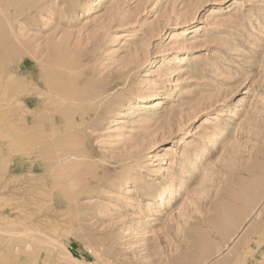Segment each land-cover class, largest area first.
I'll return each instance as SVG.
<instances>
[{
	"label": "rangeland",
	"instance_id": "1",
	"mask_svg": "<svg viewBox=\"0 0 264 264\" xmlns=\"http://www.w3.org/2000/svg\"><path fill=\"white\" fill-rule=\"evenodd\" d=\"M60 1L50 0L28 24L13 21L30 47L60 49L53 53L72 69L51 63L41 75L82 95L129 79L96 109L98 119L95 111L85 117L95 109L88 101L67 111L61 107L69 101L34 102L47 113L42 123L56 122L54 136L40 132L41 114L34 121L42 142L22 136L23 91L1 96L3 72L23 76L0 0V264H232L242 239L253 236H262L261 254L244 264L261 263L264 0ZM8 36L17 54L6 59ZM81 118L86 125L76 128Z\"/></svg>",
	"mask_w": 264,
	"mask_h": 264
},
{
	"label": "bare ground",
	"instance_id": "2",
	"mask_svg": "<svg viewBox=\"0 0 264 264\" xmlns=\"http://www.w3.org/2000/svg\"><path fill=\"white\" fill-rule=\"evenodd\" d=\"M50 0H5V5H4V16H5V18H6V20H7V22H8V24H9V26H8V28H9V30H10V28H11V30H12V34H13V36H14V38H15V41H16V43H15V46H16V48H21V49H19L20 50V52L18 51V53L19 54H15L14 52H17L16 50L13 52V40H11L10 39V36H8L7 37V39H6V43H5V48L3 49V54H4V56H5V58L7 59V57H10L12 54H15L16 55V59L19 61L18 63H17V67L19 68V76H23V77H21V79H18V80H15V75L14 74H16V73H14V70L13 69H11L10 70V67H9V69H3L5 72H3L4 73V75H3V77H2V83H4V85L6 86V89H3L1 92H3L4 93V95H1V96H5V99H7L6 98V96H13V99L16 97L15 95H13L12 94V92H11V90L10 89H12V88H15V89H18V90H21V91H23L22 92V95H20V96H22V97H20V98H18V100L22 103V105H23V113H20V120L22 121V122H20V124H19V128H20V131H21V135L22 136H27L26 138H30V140H32V141H37V137L39 138V134H38V132L39 131H37L36 130V128H38L39 126V124L37 125V123L38 122H36L37 120V118L38 117H40L41 115H42V113H40L38 110H37V108L39 107V106H36V107H31V105L34 103V102H37V104H40V105H44L43 103H45L46 101L47 102H49L50 101V103H51V105L53 104V102L54 103H56V104H59V105H57V106H61V103H64L65 101H69V103H68V105H65V107H61L63 110H66L67 111V109H74L75 108V106H77L76 104H77V102H80V101H88V102H90V103H92L93 104V107L95 108V109H93V111H89L87 114H86V116L85 117H87V118H89V117H91L92 115H93V112L95 111H97L96 109L98 108V107H100V106H102V105H105L106 103H107V101H106V99L108 100V97L110 96V91H112L113 89L114 90H116L115 88H117V87H119V86H122L123 87V84H125V81H127L129 78L128 77H126V80H124V79H122V76L120 77L119 76V78H113V80H111V82H108V84H106V86H105V88L103 89V91H101V92H97L96 94H89V93H85L86 95H88V96H86V95H82V93H75V94H73V92H70L69 90H68V86H70V85H68V83L67 82H60L59 80L60 79H58L56 76H54V75H50L49 76V78H47L48 76L46 75V74H44V75H46V76H42L41 75V71H39L40 69L41 70H43V68H44V66H46V64H51V63H56V64H59V65H63L64 64V66H67V65H65L67 62V59L66 58H64V57H60V56H58V54H59V52H61V51H59L60 49H54L53 50V48H50V46L48 47H46V46H43V47H41V49H39L38 50V48L36 47V48H33V47H30V45L29 44H27V40L28 39H24V32L25 31H23V33L21 32V29H20V31H19V26H16L15 24H14V22H17L18 23V21H20V22H22V23H24V24H28V22L30 21H34V20H36L37 19V17H39L38 16V14L39 13H41V12H43L44 10H45V6L47 7V4H48V2H49ZM52 2H53V0H51ZM60 1V0H59ZM70 1V0H69ZM73 1V0H72ZM80 1V0H79ZM82 1H84V0H82ZM61 3L62 2H65V0H61L60 1ZM74 2H75V0H74ZM49 3H51V2H49ZM86 3V2H85ZM76 4V3H75ZM81 4H82V2H81ZM80 4V5H81ZM88 4V3H87ZM84 7V6H83ZM60 8V7H59ZM49 9V8H48ZM70 10H71V8H70ZM70 10H68V11H70ZM73 11V13H76L75 12V10H76V8H73L72 9ZM58 11V10H57ZM62 12V11H61ZM63 12H65V10L63 11ZM57 13V12H56ZM67 13V12H66ZM70 13V12H69ZM73 13H72V15H73ZM61 14V16H59V17H62V16H67L68 17V14H65V15H63L62 13H60ZM70 15V14H69ZM70 17V16H69ZM68 17V18H69ZM40 18V17H39ZM63 19V18H62ZM66 19V18H65ZM14 21V22H13ZM15 25V26H14ZM21 26V25H20ZM31 26V25H30ZM22 27V26H21ZM7 31H8V29H7ZM7 34H8V32H7ZM11 38H12V36H11ZM32 38V37H31ZM68 38V37H67ZM59 43V42H58ZM72 44V43H71ZM70 47V46H69ZM79 48V47H78ZM45 49H48V50H51V52H48L44 57H43V52L42 51H44ZM59 52H58V51ZM53 52H57L56 54H54ZM63 52V51H62ZM68 53V52H67ZM14 55V56H15ZM14 56L12 57V59H15L14 58ZM17 56H19V57H17ZM41 58V59H40ZM70 58V57H69ZM9 59V58H8ZM12 59H11V61H12ZM16 59H15V61H16ZM71 59V58H70ZM10 60V59H9ZM39 60H41L40 62H38ZM72 62V61H71ZM77 62V61H76ZM10 63L11 62H9V66H10ZM32 64V66H31V71H33V72H29V75L27 76V77H24V75L26 76V74H27V70H28V67L30 66ZM70 64V63H69ZM52 65V64H51ZM73 66V65H72ZM76 66V65H75ZM77 67V66H76ZM68 70H72V69H70L68 66L66 67ZM80 69H81V67H80ZM54 70H56V69H54ZM59 72H62V71H60L59 70ZM65 72V71H64ZM72 72V71H71ZM40 73V74H39ZM46 73H49V72H46ZM63 73V72H62ZM67 73V72H66ZM72 74V73H71ZM81 75V74H80ZM84 75V74H83ZM73 76V75H72ZM126 76V75H125ZM29 77L31 78V79H29ZM76 78V77H75ZM85 78V77H84ZM128 78V79H127ZM0 80V81H1ZM88 80V79H87ZM97 80H99V79H97ZM15 81H17L18 83H15ZM86 80H84L83 79V82L86 84V82H85ZM103 81V80H102ZM110 81V80H109ZM81 82V81H80ZM5 83H7V84H5ZM17 84V86L15 87L13 84ZM83 83V84H84ZM98 83V82H97ZM100 83V82H99ZM102 84V83H101ZM101 84H100V86H101ZM1 85L2 84H0V87H1ZM89 85L91 86V83H89ZM93 86H94V84H92ZM98 85V84H97ZM97 85H95V86H97ZM127 85V84H126ZM34 86H43L44 88L42 89V88H40L41 90H36V91H34ZM99 86V87H100ZM104 86V85H103ZM102 86V87H103ZM125 86V85H124ZM8 87V88H7ZM11 87V88H10ZM98 87V88H99ZM101 87V88H102ZM80 88V87H79ZM84 88V87H83ZM83 88L81 89V90H83ZM86 88H87V86H86ZM97 88V87H96ZM95 88V89H96ZM100 88V89H101ZM15 89H12V90H15ZM32 89V90H31ZM39 89V88H38ZM92 89V88H91ZM93 89H94V87H93ZM124 89V88H123ZM122 90V89H121ZM120 90V91H121ZM74 91V90H73ZM85 92H86V90H84ZM84 91H82V92H84ZM88 92V91H87ZM91 92V91H90ZM113 92V91H112ZM115 93L117 92L118 93V89H117V91H114ZM114 92L112 93V95L114 96L115 94H114ZM18 93H19V91H18ZM93 93V92H92ZM15 94V93H14ZM16 94H17V92H16ZM31 94V95H30ZM84 94V93H83ZM120 94V93H119ZM124 94V93H123ZM8 96V97H9ZM15 96V97H14ZM117 96V95H116ZM115 96V97H116ZM17 99V98H16ZM38 99V100H37ZM113 99V98H112ZM30 100V102L28 103V101ZM13 102H16V101H14V100H12ZM111 101V100H110ZM5 102H6V100H5ZM106 102V103H105ZM109 102V101H108ZM112 102V101H111ZM111 102H109V103H111ZM7 103V102H6ZM12 103V102H11ZM113 105V104H112ZM154 104L152 103V104H150V105H148L147 107H152ZM0 106H2V105H0ZM13 106L14 105H12V108H13ZM116 106V105H115ZM3 107V106H2ZM5 107V106H4ZM18 107V106H17ZM16 107V108H17ZM107 107V106H106ZM110 107H112V106H110ZM6 108V107H5ZM4 108V109H5ZM16 108H14V109H16ZM21 108V107H20ZM55 108V107H54ZM58 108V107H57ZM56 108V109H57ZM60 108V107H59ZM59 108H58V110H59ZM103 108H104V106H103ZM107 108H109V107H107ZM53 109V107L52 106H50V107H47V110L46 111H51ZM80 109V108H79ZM89 109V108H88ZM100 109H102V108H100ZM99 109V110H100ZM55 110V109H54ZM61 110V109H60ZM89 110H92V109H89ZM98 110V111H99ZM106 110H108V109H106ZM14 111H16V110H14ZM26 111H28V113L29 114H27L26 113ZM45 111V112H46ZM53 111V110H52ZM101 111H104V109H102ZM111 111V110H110ZM110 111H107V114H108V112H110ZM6 112V111H5ZM9 112V115L11 114L10 113V111H8ZM18 112V111H17ZM63 112V111H62ZM75 112V111H74ZM77 112H78V110H77ZM76 112V113H77ZM81 113H82V111H80ZM85 111H83V113H84ZM95 112H94V114H95ZM13 113V112H12ZM51 113V112H50ZM49 113V114H50ZM55 114H56V112H54ZM68 113H70V112H68ZM97 113V112H96ZM100 113V112H99ZM99 113H97L96 114V116L95 117H97V115H99L98 117H100V114ZM122 113V112H121ZM41 114V115H40ZM53 114V113H52ZM78 114V113H77ZM76 114V115H77ZM104 114H105V112H104ZM2 115V114H1ZM1 115H0V117H1ZM5 115V114H4ZM43 115H45V114H43ZM43 115H42V117H43ZM46 115H47V113H46ZM46 115L44 116V118H43V121H39V122H44V119H45V117H46ZM57 115V114H56ZM60 115H61V112H60ZM79 115V114H78ZM49 116V115H48ZM55 116V115H54ZM70 116V115H69ZM71 116H73V114H71ZM105 116V115H104ZM108 116V115H107ZM107 116H105V117H107ZM3 117H5V116H2V118ZM10 117V116H9ZM59 117H61V116H58V117H56L57 119H59ZM64 117V114L62 115V118ZM98 117H97V119H98ZM56 118H55V120H56ZM108 118V117H107ZM12 119V118H11ZM42 119V118H41ZM47 119V118H46ZM64 119V118H63ZM68 119V118H67ZM94 119V118H93ZM97 119H95V122L96 121H99V120H97ZM105 119V118H104ZM104 119H102V120H104ZM33 120V122H31ZM34 120H36V121H34ZM72 120V119H71ZM85 120H87L86 118H81V119H79L78 120V122H76V125H75V122H74V120H73V122H74V125L76 126V128L78 127V126H81V125H84L85 124ZM12 121H14L13 119H12ZM69 121V120H68ZM101 121V120H100ZM105 121V120H104ZM2 122V121H1ZM6 123L4 124L5 126H7V127H11L12 128V126H13V124H15V123H11L10 122V120H8V119H6V121H5ZM64 123H65V121H63ZM88 122V121H87ZM94 122V123H95ZM121 122H122V120H121ZM33 123V124H32ZM54 123H56V122H54V120L52 119L51 121L49 120V121H46L45 120V123H42V125H44L43 127L44 128H42L41 130H40V132L42 133L43 131H48V133L46 132V134H48V135H53V132H54ZM59 124H60V122H58ZM58 123H57V126H58ZM68 122L66 121V124H67ZM30 124H32V125H30ZM69 124L70 123H68V127H71V126H69ZM18 125V124H17ZM62 125H63V123H62ZM86 125V124H85ZM93 125V124H92ZM74 126V127H75ZM59 127V126H58ZM57 127V128H58ZM65 127H67L66 125H65ZM72 128H73V126H72ZM89 128V127H88ZM5 129V128H4ZM7 129V135H6V133H5V135H6V137L7 138H9V139H11L10 137L11 136H9L8 134V132H11L10 130L8 131V128H6ZM30 129H32V131L33 132H31V134L32 135H30V134H28L27 135V131L28 130H30ZM68 129V128H67ZM70 129V128H69ZM81 129V131H82V129H84V128H80ZM3 130V129H2ZM57 130H59V131H61V129L59 128V129H57ZM71 130V129H70ZM73 131H74V133H75V129H72ZM78 130V129H77ZM59 131H55L56 133H59ZM72 131V132H73ZM131 131V130H130ZM37 132V133H36ZM69 132H71V131H69ZM14 133V132H13ZM26 133V134H25ZM62 133V132H61ZM45 134V133H44ZM44 134H42V137L43 136H45ZM72 134V133H71ZM11 135V134H10ZM17 135V134H16ZM15 135V136H16ZM21 135H20V137H21ZM70 135V134H69ZM68 135V136H69ZM1 136H3V135H1ZM9 136V137H8ZM54 136V135H53ZM5 137V136H4ZM6 137L4 138V139H6ZM47 137V136H46ZM26 138H23V139H26ZM81 138V137H80ZM3 139V140H4ZM19 139V138H18ZM21 139V138H20ZM23 139H21L22 141H23ZM40 139H41V137H40ZM44 139H45V137H44ZM46 139H48V138H46ZM11 140H13V138L11 139ZM60 140V139H59ZM15 141H17V140H15ZM27 141V140H26ZM40 141V140H39ZM39 141H37L38 142V144H39ZM12 142L13 141H10V143L12 144ZM21 142V141H20ZM42 142V140L40 141V143ZM47 142V141H46ZM21 143H24V142H21ZM20 143V144H21ZM26 143H28V142H26ZM54 143V142H53ZM30 144V143H29ZM36 144V143H35ZM34 144V145H35ZM5 145V144H4ZM21 145H23V144H21ZM26 145V144H25ZM34 145H33V147H34ZM42 145H44L43 143H42ZM49 145V144H48ZM12 146H14V145H12ZM17 146V145H16ZM28 146V145H27ZM6 147V146H5ZM8 149V148H7ZM11 149V148H10ZM21 149V148H20ZM33 149V148H32ZM35 149H36V146H35ZM168 149H170V148H168ZM25 149H23L22 151H24ZM8 151V150H7ZM11 151V150H10ZM37 151V150H36ZM35 151V152H36ZM4 152V151H3ZM9 152V151H8ZM25 152H27V151H25ZM33 152V151H32ZM16 153V152H15ZM20 153V152H19ZM24 153V152H23ZM29 153V152H28ZM81 154V153H80ZM80 154H78L79 156H81ZM24 155V154H23ZM49 155V154H48ZM77 155V153L75 154V156ZM83 156V155H82ZM6 157V156H5ZM74 158V157H73ZM3 160V159H2ZM262 161V160H261ZM260 164H262V163H260ZM7 167V166H6ZM256 167H257V165H256ZM72 168V167H71ZM6 169H8V168H6ZM254 169V168H253ZM259 169V168H258ZM59 172V171H58ZM253 173V172H252ZM56 174V173H55ZM62 174V173H61ZM71 175V174H70ZM25 176V175H24ZM23 177V176H22ZM54 177V176H53ZM64 177V176H63ZM19 178V177H18ZM24 178V177H23ZM58 178H60V177H58ZM61 179V178H60ZM259 179V178H258ZM1 180V179H0ZM15 181V180H14ZM24 181V180H23ZM40 181V180H39ZM38 181V182H39ZM44 181V180H43ZM255 181V180H254ZM0 182H2V181H0ZM11 183V182H10ZM9 183V184H10ZM22 183V182H21ZM37 183V182H36ZM254 182H252V184H253ZM46 184V183H45ZM19 185V184H18ZM7 186V185H6ZM48 186H46V188H47ZM28 188V187H27ZM35 188V187H34ZM250 188V187H249ZM36 189V188H35ZM38 189V188H37ZM256 189V188H255ZM12 190V189H11ZM29 190H31V189H29ZM44 190V189H43ZM47 190V189H46ZM49 190V189H48ZM250 190V189H249ZM36 191V190H35ZM40 191V190H39ZM50 191V190H49ZM247 192H248V189H247ZM51 193H52V191H51ZM50 193V194H51ZM250 193V192H249ZM255 193V192H254ZM21 194V193H20ZM44 194V193H43ZM251 194V193H250ZM249 194V195H250ZM22 196V195H21ZM24 196V195H23ZM35 196V195H34ZM37 196V195H36ZM47 196V195H46ZM45 196V197H46ZM53 196V195H52ZM51 196V197H52ZM162 196H163V194H162ZM161 195L159 196V197H162ZM48 197V196H47ZM46 197V198H47ZM254 197V196H253ZM45 198V199H46ZM164 198V197H163ZM248 198H251V197H248ZM38 199V198H37ZM252 199V198H251ZM26 200V199H25ZM31 200V199H30ZM47 200V199H46ZM38 201V200H37ZM43 201V200H42ZM30 202V201H29ZM20 203V202H19ZM48 203V202H47ZM42 204V203H41ZM45 204V203H44ZM7 205V204H6ZM11 205H13V204H11ZM21 206V205H20ZM23 206V205H22ZM21 206V207H22ZM29 206H31L30 204H29ZM41 206V205H40ZM39 206V207H40ZM46 206V205H45ZM38 207V208H39ZM15 208V207H14ZM34 208H36L35 206H34ZM43 209V208H42ZM51 209V208H50ZM35 210V209H34ZM40 210V209H39ZM26 213V212H25ZM17 215V214H16ZM23 215V214H22ZM30 216V215H29ZM4 217V216H3ZM246 217V216H245ZM42 218V217H41ZM4 220V219H3ZM21 220V219H20ZM264 220V219H263ZM32 221V220H31ZM16 223H17V221H15ZM19 222V221H18ZM25 222V221H24ZM1 223V222H0ZM6 223H7V221H6ZM9 223V222H8ZM7 223V224H8ZM11 223V222H10ZM20 223V222H19ZM18 223V224H19ZM58 223V222H57ZM263 223H264V221H263ZM50 224V223H49ZM59 224V223H58ZM16 225V224H15ZM32 225V224H31ZM256 225V224H255ZM4 226H5V224H4ZM12 226V225H11ZM19 226V225H18ZM27 226V225H26ZM45 226V225H44ZM23 227V226H22ZM253 227V226H252ZM4 228V227H3ZM27 228V227H26ZM52 228V227H51ZM57 228V227H56ZM33 229H35V228H33ZM38 229V228H37ZM53 229V228H52ZM51 229V230H52ZM255 229V228H254ZM256 229L258 230V227H256ZM2 230V229H1ZM8 230V229H7ZM6 230V231H7ZM30 230V229H29ZM43 230V229H42ZM55 230V229H54ZM257 230L255 231V232H257ZM5 232V231H4ZM16 233V232H15ZM43 233V232H42ZM46 233V232H45ZM252 233H254V231H252ZM264 233V232H263ZM1 234V233H0ZM5 234V233H4ZM48 234V233H47ZM53 234H54V232H53ZM7 235V234H6ZM252 235V234H251ZM264 235V234H263ZM2 236V235H1ZM8 236H10V235H8ZM17 236V235H16ZM28 236H31L30 238L32 239V238H34V237H32V235H28ZM250 236V235H249ZM18 237V236H17ZM245 237V236H244ZM248 237V236H247ZM19 238V237H18ZM261 238H262V236H261ZM260 237H259V239H261ZM36 239V238H35ZM259 239H258V237H256V236H253V237H251L250 239H248V240H246V241H243V239H242V243H240L239 245V247L241 248V250H239V252L237 253V255L236 256H234L231 260L233 261L232 262V264H244V263H246L245 261L247 260V256H248V254H251V255H258V254H261V245H259L261 242L259 241ZM4 240V239H3ZM13 240V239H12ZM16 240H17V238H16ZM19 240V239H18ZM23 240V239H22ZM37 240V239H36ZM19 241H21V240H19ZM5 242V241H4ZM12 242V241H11ZM13 242H15L14 240H13ZM241 242V241H240ZM21 243V242H20ZM28 243V242H27ZM9 244V243H8ZM20 245V244H19ZM27 244L25 243V245H22L23 247L24 246H26ZM30 245V244H29ZM21 246V248H23ZM27 247H28V245H27ZM238 247V248H239ZM263 247H264V245H263ZM29 248H30V246H29ZM239 248V249H240ZM26 249V248H25ZM24 249V250H25ZM28 249V248H27ZM220 249H221V247H220ZM264 249V248H263ZM262 249V250H263ZM30 250V249H29ZM21 251H23V249H21ZM25 252H26V250H25ZM220 252V251H219ZM23 253H24V251H23ZM28 253V252H27ZM30 253L32 254L33 252L30 250ZM18 255H20V254H18ZM30 255V254H29ZM21 256H22V254H21ZM31 257V256H30ZM30 257H28V259L30 258ZM254 257V256H253ZM18 259H19V257H17ZM254 258H256V257H254ZM258 259V258H257ZM230 260V261H231ZM259 260V259H258ZM226 261H228V260H226ZM225 262V261H224ZM263 263H264V260L262 261ZM261 262V263H262ZM226 263V262H225ZM248 263V262H247ZM261 263H259V262H256V263H252V264H261ZM223 264V263H222ZM228 264H230V262L228 263Z\"/></svg>",
	"mask_w": 264,
	"mask_h": 264
}]
</instances>
